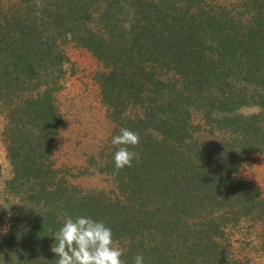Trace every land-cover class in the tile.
I'll return each instance as SVG.
<instances>
[{
	"label": "trees",
	"instance_id": "trees-1",
	"mask_svg": "<svg viewBox=\"0 0 264 264\" xmlns=\"http://www.w3.org/2000/svg\"><path fill=\"white\" fill-rule=\"evenodd\" d=\"M4 3L6 187L20 203L0 230V264H57L52 234L79 216L111 228L126 264L138 254L144 264H241L228 227L264 221V194L239 176L264 153V0ZM68 43L104 67L96 79L113 131L93 163L112 178L109 191L85 192L54 163ZM122 128L139 134L128 146L139 160L118 170L111 141Z\"/></svg>",
	"mask_w": 264,
	"mask_h": 264
},
{
	"label": "rangeland",
	"instance_id": "rangeland-1",
	"mask_svg": "<svg viewBox=\"0 0 264 264\" xmlns=\"http://www.w3.org/2000/svg\"><path fill=\"white\" fill-rule=\"evenodd\" d=\"M1 1L5 5L8 0ZM63 48L67 62L63 87L56 93L63 123L52 142L54 163L69 182L85 192L109 191L114 188L112 178L93 163L96 160L99 164L98 155L105 149L113 131L96 79V74L104 67L85 47L68 43ZM255 110L253 106H246L239 111L248 114ZM5 122L0 108V204H11L18 197L6 187L12 168L3 135ZM239 176L264 194V153L250 154ZM8 214V209L0 207V230L8 227ZM227 230L230 250L241 264H264V221L245 218Z\"/></svg>",
	"mask_w": 264,
	"mask_h": 264
},
{
	"label": "clouds",
	"instance_id": "clouds-1",
	"mask_svg": "<svg viewBox=\"0 0 264 264\" xmlns=\"http://www.w3.org/2000/svg\"><path fill=\"white\" fill-rule=\"evenodd\" d=\"M71 39L72 34L66 33ZM112 144L119 146L114 153L116 169L131 167L134 159L139 160V154L129 150L140 142L138 133L127 128L120 129V134L112 139ZM20 203V202H12ZM11 204L2 203L0 207L8 209ZM54 242L50 251L55 254L57 264H126L122 259V250L115 245L113 233L103 221H96L90 217L79 216L75 220L66 217L62 227L54 234ZM134 264H144V257L138 254L134 257Z\"/></svg>",
	"mask_w": 264,
	"mask_h": 264
}]
</instances>
